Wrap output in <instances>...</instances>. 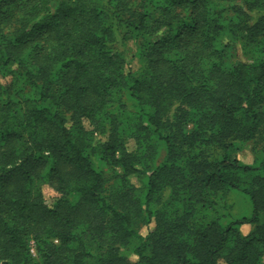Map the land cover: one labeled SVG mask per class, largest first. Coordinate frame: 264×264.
<instances>
[{
    "label": "trees",
    "instance_id": "1",
    "mask_svg": "<svg viewBox=\"0 0 264 264\" xmlns=\"http://www.w3.org/2000/svg\"><path fill=\"white\" fill-rule=\"evenodd\" d=\"M263 5L0 0V264H263L264 159L237 157L264 131ZM244 35L256 57L229 68ZM231 191L251 217L227 219Z\"/></svg>",
    "mask_w": 264,
    "mask_h": 264
},
{
    "label": "rangeland",
    "instance_id": "2",
    "mask_svg": "<svg viewBox=\"0 0 264 264\" xmlns=\"http://www.w3.org/2000/svg\"><path fill=\"white\" fill-rule=\"evenodd\" d=\"M240 3L242 0H238ZM227 11V10H226ZM244 22H249L250 25H255L257 22H260L261 19H264V5L259 9H247L244 10ZM126 30L121 28L119 31L118 42L113 46L115 51L125 52L127 60L131 61L132 58L137 53L138 45L140 44V39L136 38V34L128 35L124 38ZM251 34V33H250ZM240 39L237 42L229 43L230 46L227 48L226 54V65L231 68L234 65L240 63H251L255 57V51L253 46L249 43L248 39L240 36ZM229 41V40H228ZM230 42V41H229ZM134 69L139 68L137 60L132 64ZM5 84L12 82V78L3 81ZM99 139V138H98ZM101 139V138H100ZM99 139V140H100ZM127 146L130 151L136 150L135 142L133 140L127 139ZM238 148L241 150L238 152V159L246 165L257 166L264 159V131L253 141L242 144L237 143ZM222 151L216 147H209L205 149V155L210 159H219L221 157ZM166 153L162 151L157 164H161L165 160ZM95 167L98 168V163L94 162ZM44 194L48 204L57 196V193L49 186L44 187ZM170 197V190H165L163 193L162 200L167 202ZM229 210L226 213L228 220H237L243 217H251L253 213V205L249 197L238 191H231L230 195L226 201ZM155 228V224L143 228L141 233L142 235H147L149 231ZM254 230L253 225H245L241 228V234L243 236H249ZM32 253L33 256L40 260L41 256L39 255L35 244L32 243ZM132 261H136L137 258L132 257ZM261 263L264 264V256L261 259Z\"/></svg>",
    "mask_w": 264,
    "mask_h": 264
}]
</instances>
